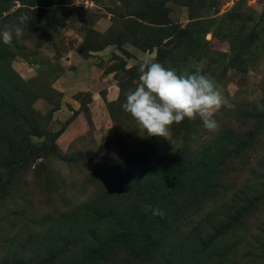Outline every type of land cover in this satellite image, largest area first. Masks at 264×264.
<instances>
[{"label":"rangeland","instance_id":"374dc122","mask_svg":"<svg viewBox=\"0 0 264 264\" xmlns=\"http://www.w3.org/2000/svg\"><path fill=\"white\" fill-rule=\"evenodd\" d=\"M22 15L0 41V264H264V0H0V31ZM145 56L215 82L217 131L146 135L122 107ZM119 222L145 234L92 255Z\"/></svg>","mask_w":264,"mask_h":264},{"label":"clouds","instance_id":"9594fccd","mask_svg":"<svg viewBox=\"0 0 264 264\" xmlns=\"http://www.w3.org/2000/svg\"><path fill=\"white\" fill-rule=\"evenodd\" d=\"M18 20L19 23L0 31V41L5 45L11 46L14 38L19 40L23 35L21 25L29 23L25 15ZM138 71L140 83L127 93L122 107L147 136L167 139L171 127L185 118H199L209 131L219 129L214 116L223 106L224 97L211 78L199 72L178 74L149 56L139 63ZM143 209L161 217L165 214L162 209L147 204Z\"/></svg>","mask_w":264,"mask_h":264},{"label":"trees","instance_id":"16d2710c","mask_svg":"<svg viewBox=\"0 0 264 264\" xmlns=\"http://www.w3.org/2000/svg\"><path fill=\"white\" fill-rule=\"evenodd\" d=\"M28 108V107H27ZM30 111V110H29ZM114 186V185H113ZM116 187H118L119 191H132L133 194H141V195H145V193L147 192L148 189V185L147 183H142L139 180H135L132 184L129 185H115ZM140 224L137 223H132V222H125V223H121L119 222V228H120V232H123L121 235H114L111 237H108V235H105V239L101 242L98 243V247L97 249H94L92 252L94 256H97L100 254L101 251H103V248H110L111 246H113V244L116 242H122L125 243L127 240L132 239V238H137L139 239V237L142 234H145V232H143V230L140 229ZM149 238V237H148Z\"/></svg>","mask_w":264,"mask_h":264}]
</instances>
